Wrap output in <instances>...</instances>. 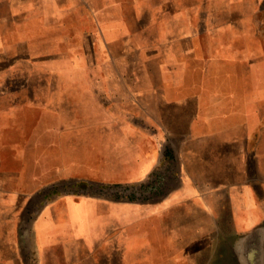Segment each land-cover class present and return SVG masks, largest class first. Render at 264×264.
<instances>
[{"label":"crops","instance_id":"crops-1","mask_svg":"<svg viewBox=\"0 0 264 264\" xmlns=\"http://www.w3.org/2000/svg\"><path fill=\"white\" fill-rule=\"evenodd\" d=\"M35 202L37 264H264V0H0V264Z\"/></svg>","mask_w":264,"mask_h":264},{"label":"rangeland","instance_id":"rangeland-1","mask_svg":"<svg viewBox=\"0 0 264 264\" xmlns=\"http://www.w3.org/2000/svg\"><path fill=\"white\" fill-rule=\"evenodd\" d=\"M5 194H3L4 196ZM34 196L35 194H31ZM30 199L32 198L29 196ZM40 211V204L35 202L32 206L28 209L21 208L17 211V217L19 220L18 225V240H17V247H18V264H37L35 258V242L32 240V220ZM9 211L3 208H0V218L8 217ZM5 228L9 229V225H5L4 223L1 224L2 229V238L5 237ZM9 234H6L8 237ZM3 256L6 255L8 259L9 255V240H3L0 242ZM13 244V242H12ZM2 264H9L8 262L2 261Z\"/></svg>","mask_w":264,"mask_h":264}]
</instances>
